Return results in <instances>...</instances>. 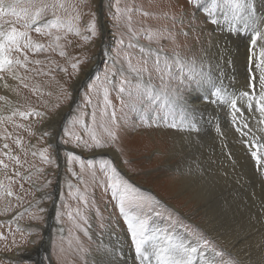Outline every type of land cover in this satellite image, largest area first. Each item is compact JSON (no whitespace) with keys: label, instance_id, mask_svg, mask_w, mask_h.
Instances as JSON below:
<instances>
[{"label":"rangeland","instance_id":"374dc122","mask_svg":"<svg viewBox=\"0 0 264 264\" xmlns=\"http://www.w3.org/2000/svg\"><path fill=\"white\" fill-rule=\"evenodd\" d=\"M60 2L67 6V11L57 9L56 16L49 11L48 18L45 15L34 25L42 28L40 34L29 30L33 47L25 50L30 53V59L26 61L11 52L13 60L21 63H13L0 72L1 80L12 88L8 95L0 91V97H5L0 100V118H3L0 119V160L7 165L6 168L0 166V234L3 237L0 238V264H15L10 262L9 255L23 254L28 249H31L30 257L16 264H76L80 259L88 264L90 248L86 255L82 251L90 244L92 248L96 246V235L104 234L110 222L115 224L112 215L117 213L119 219L125 220L119 207V195L113 198L107 188L106 173L110 174L112 168L137 190L136 195L159 201L158 205L153 204L151 211L147 206L142 210L133 209L126 203V213L147 218L149 228L150 220L156 218L162 223L163 231L180 228L194 239L202 235L210 242L205 249L214 248L221 253L220 264H238L239 259L232 252L204 231L198 233L200 227L192 217L197 210L194 200L197 195L188 184L195 182L204 190L214 182L204 184L203 180L211 179L226 165L216 182L218 190L214 184L212 188L216 192H210L212 196L206 198L208 188L199 198L206 200L200 205L206 206L221 231L229 229L235 236L256 233L264 241V150L255 147L264 144V123L259 122L261 117L255 110V101L249 109L248 98L241 95L249 92L258 98L261 91L260 72L255 65L264 41H258L252 55L251 29H245L243 20L234 21L230 16L226 19L219 11L214 17L210 16L211 0ZM247 3L252 5L256 25L264 30V0H247ZM189 14L191 19L187 20ZM213 18L217 23H211ZM13 19L15 17L5 16L0 24L7 30L13 24L6 22ZM57 19L61 25L59 30L44 28L46 23ZM93 20L97 29L95 36L87 30ZM69 27L72 31H68ZM189 39L191 42L185 50L191 52V57L183 53L180 42ZM130 44L133 47H129ZM35 45L42 47L37 49ZM141 48L154 53L163 49L161 57L169 60L179 53L184 62L183 72L180 66L172 65V75L164 78L167 91L176 84L179 100H183L182 97L188 101L199 100L200 93L208 91L210 86L220 89L224 98L215 101L213 110L222 104L228 107L234 97L239 111L230 104L231 111L222 132L195 133L192 137L180 135L187 130L186 120L171 98L165 105L162 101L149 104L146 98L137 97L138 81L136 74L130 71L129 60L133 66L142 67L140 61L145 54L140 52ZM234 59L235 65L232 64ZM74 63H78L77 70L72 68ZM161 64L163 66V59ZM148 67L151 69L152 59ZM14 74L20 79L13 78ZM27 75L32 80L25 90L22 82ZM237 75L241 78L236 88ZM83 77L84 82L76 94L75 85ZM124 77L131 85H124L127 90L120 93V81ZM142 83L161 89V80L155 71L151 79L148 73H143ZM250 84L254 85V90ZM105 88L110 101L107 108ZM77 97L71 108L69 105ZM68 106V117L56 127V142L64 147L57 151L49 143L50 134L55 131L54 122L61 110ZM20 112L27 114L26 118H22ZM173 124L175 127L171 126ZM108 130L115 133V140L109 138ZM93 134L106 146H94ZM82 141L90 147H84ZM5 144L8 148H4ZM108 149L123 157V166L131 177L120 172L119 163L105 152L96 154ZM176 149L181 152L177 153ZM253 151L262 157L261 164L252 157ZM11 157L19 158L20 163ZM189 165H194L192 176L197 181L188 180L189 176L184 174L186 168L190 169ZM152 187L156 193H151ZM9 191L12 195H8ZM156 212L161 215H155ZM51 221V240L40 257L36 247L42 245ZM250 223L259 226L248 228ZM124 229L129 230L127 223Z\"/></svg>","mask_w":264,"mask_h":264},{"label":"snow or ice","instance_id":"6c2138e0","mask_svg":"<svg viewBox=\"0 0 264 264\" xmlns=\"http://www.w3.org/2000/svg\"><path fill=\"white\" fill-rule=\"evenodd\" d=\"M75 7V5H73ZM19 8V11L17 10ZM57 9H61L67 11V6L60 2V0H0V19L5 16L15 17V21H7L9 24L20 23L21 27L25 29L24 31H19L17 27L12 26L9 29L5 30L4 25L0 24V72H4L7 68H9L13 63L20 64V60H13V58L9 55L11 52H20L21 51V40H26L27 43L23 45L24 48L33 47L29 30H34L37 34L42 32L41 27H34L49 11L52 12L53 16L57 15ZM221 12L225 15L227 19L229 16L232 20H243L245 29H251L252 36L250 39V52L252 55H255L254 49H256L258 41H264V30L260 29L256 25V21L252 18V5L247 3V0H211L210 7L208 9L210 16H215L217 12ZM117 12H120V9L117 8ZM211 23H217L216 19H212ZM61 25L57 20L50 21L44 25V28H56L59 30ZM88 31L91 32L92 36L96 35V24L93 20L92 23L88 25ZM68 31H72L71 27L68 28ZM79 34V33H77ZM133 35H135L133 33ZM60 39L59 36L56 37L58 41ZM87 39V37H85ZM148 39H153L150 35ZM37 49L41 48V45H35ZM129 47H133V45H129ZM163 49H160L157 52H152L151 50H146L144 48L140 49L142 54H145L142 57L140 63L143 65L142 67H135L131 64L129 60V68L132 73L136 74V78L138 83L135 85L136 95L139 99H147L149 104H154L157 101H162L165 105L170 103V95L167 91V84L165 83V75L171 76V65L169 63L168 57H161L160 53ZM60 55H64L63 52ZM26 59V57H25ZM149 59H152V67L151 69L148 67ZM163 59V66L161 61ZM171 62L180 66L181 72H183L184 62L180 59L179 53H176L172 58ZM36 63H40L36 61ZM79 63V62H78ZM78 63L72 64V68L74 70L78 69ZM250 63H251V55H250ZM255 67L259 69V86L260 93L258 98L255 95L250 94L249 92L241 93L242 96L248 98V107L251 109L253 107V101H255V110L260 113V123H264V45L259 48V60L256 63ZM66 71V70H64ZM155 71L159 79L161 80V89L156 90L151 85L144 86L142 83V74L148 73L149 78L151 79L152 72ZM114 74V73H113ZM121 76H124L121 71ZM13 78L20 79L19 77L13 75ZM3 79V77H0ZM254 80L255 77H252ZM105 80L108 81L109 77L106 75ZM110 82V81H109ZM183 82V81H181ZM131 85V81L124 77L120 81V93H125L127 90L124 85ZM27 85H25L26 87ZM7 87V85H5ZM250 87L254 85L250 84ZM92 91V88L89 89ZM131 95V92L129 91ZM212 95L220 97V89H217ZM5 97H0V100H4ZM202 99H207L206 97H202ZM90 102V101H89ZM233 109L237 112L239 109L236 108V100H229ZM104 103L105 108L110 106V101L108 99V90L105 88L104 90ZM16 112H13V115H16ZM19 115L22 118H26L25 113L20 112ZM37 115H39L37 113ZM103 115V113H102ZM114 117V113H113ZM3 119V118H0ZM10 119V117H9ZM95 120V115L93 116ZM235 119V116L233 117ZM103 126V125H102ZM175 127V125H171ZM17 127H21L17 125ZM247 127V124H245ZM239 130V129H238ZM108 136L111 140H115L116 136L113 131L108 130ZM75 139L79 140V137H75ZM92 140L94 142V146L96 147H105L106 145L101 143L99 139L93 134ZM17 144L20 143L19 140L16 141ZM84 147H90V145L86 141H82ZM79 146V145H78ZM257 149L264 150V144L256 145ZM4 148H8V145L5 144ZM45 152L47 149L44 150ZM252 157L256 160L257 164H261L262 157L258 156L257 151H253ZM42 158L44 154L41 153ZM14 159L17 164L20 163L19 158L11 157ZM0 166L7 167L2 160H0ZM103 170V166H102ZM18 175V173H17ZM107 188L111 190L113 198H117L119 195V207L121 213L125 216V220L131 233L132 241L135 246V252L137 256H139L145 264H152V258H155V264H194V261L197 258V255H202L201 249L208 248L210 242L203 238L202 235L196 236L195 243H185L183 239L174 236L168 233L166 230L161 231L158 229H150L147 218H141L140 215H130L125 212V204L127 203L133 209H143L144 206H147L149 210H153V204H159V201H156L152 197H145L142 195H136L137 190L133 188L126 180H123L121 176L117 173L115 168L111 169V173L107 174ZM8 195H12L11 191L8 192ZM155 215L160 216V212H156ZM171 215V214H169ZM0 238L2 234H0ZM215 251V249H212ZM216 255H221V253H216Z\"/></svg>","mask_w":264,"mask_h":264},{"label":"bare ground","instance_id":"6f19581e","mask_svg":"<svg viewBox=\"0 0 264 264\" xmlns=\"http://www.w3.org/2000/svg\"><path fill=\"white\" fill-rule=\"evenodd\" d=\"M46 17L48 18V13L46 14ZM190 19L191 18L189 14L187 16V20H190ZM12 21H15V19H13ZM13 26L17 27L19 31L25 30L19 27L20 23H16ZM21 42L23 43V45H24V42L27 43L26 40H21ZM180 42L184 48L183 53L191 57V52H186L185 50L186 47L189 46V43L191 42V40L189 39L187 41H180ZM25 49L26 48L21 47L20 52H15V51L13 52L15 53V55L17 54L23 59H25L26 57L25 60L28 61L31 55L30 53L27 52L28 50H25ZM235 62H236V59L232 61V64L235 65ZM169 63L171 66L176 65V64H173L171 60H169ZM211 69L212 68H209V70ZM89 71L90 70L87 71L86 75L89 73ZM85 77H83L79 81V83L75 85L76 87H75L74 93L77 94L79 88L84 82ZM240 78H241V75H237L235 77L234 82H235L236 88H237V84ZM31 80H32V77L30 75H27V78H25V80L22 82V88L25 90L28 89L31 84ZM5 85L7 84L4 82V80L0 79V91L4 90L5 95L11 94L10 90L12 88L9 85L5 87ZM25 85L27 86L25 87ZM176 87H177L176 84H173L172 89L170 88L168 92H169L170 98L172 99L173 105L174 106L175 104L177 105V109L179 113L186 120L185 126L187 130L183 131V134H180V135H190L192 137L195 135V133L196 135L197 133H204L208 135V134H217L224 130V127L226 125L225 124L226 120L229 117V110H230L231 103L228 104V107H225L222 104L218 108L213 110V107L215 106V101L217 99H220V97L212 95V93H214L217 89H214L212 86H210L208 88V91L206 92L202 91L200 93L199 100L194 99V100L188 101L186 100L187 98H184V97H182L183 100H179L178 98H176L177 97V91L175 90ZM220 96L222 97V95ZM202 97H206L207 99H202ZM233 99L234 97L232 98V100ZM69 106L61 110L59 117L54 122L55 131L53 132V134H50L51 138L49 137L50 138L49 143L53 145L54 149L56 147L57 151H59L62 148L64 149V147H62V144L58 140L56 142V134H55L56 127L57 125L61 124L62 119L68 113L67 110L70 108ZM44 132L45 131H43L42 134H44ZM144 140H142L143 143H145ZM55 142H56V145H55ZM102 152H105L107 155H109L114 160V162L119 163L118 166H119L120 172L125 173L127 176L129 175L127 169L124 168L123 166V162H124L123 157L120 156L119 153L111 149H108L105 151L97 152L96 154L102 153ZM176 152L179 153L181 152V150L176 149ZM225 154L227 153L225 152ZM177 155H180V154H177ZM189 167L190 169L186 168L188 172L186 171L184 172V174L189 176L187 178L188 180L197 181L194 179V176H192L194 175L192 173L194 165H189ZM225 168H226V165H224V167L217 173V175H214L211 179L203 180L204 184H208L211 181L214 182V184H216V182L220 180L219 177L222 176V172L225 170ZM189 170H191V173ZM224 178H226V176H224ZM214 184H212V186H214ZM212 186L208 184V186H206V188H204L203 190L200 184H196L195 182H190L188 184V188H190L191 191L197 195V197L194 198V200L197 202L195 203V205L197 206L196 207L197 210L195 214L192 215V217H193L194 222L197 223V225L200 227V230H198V233H201L200 232L201 230L204 231L205 233H207V235H209L211 239L215 240L218 244H221V246H223L224 249L232 252L233 256L239 259L238 264H264L263 238H261L259 235H256V233H251V232L245 235L238 234L237 236H235L230 233L229 229H225L221 231L219 228L216 227V219L213 218V216H211L208 213V209H206V206L200 205L204 203L206 200L199 199V198L204 196V192H206L208 188H210V190H208V196H206V198H210V196H212V194H214V192L218 190V184H216V190H214ZM210 192H212V194H210ZM151 193H156L155 188L152 187ZM116 214L117 213H114L112 217H113V220H116L117 222L115 221V224L114 222H110L104 234L96 235L97 245L92 248L90 244V246H87L86 249L82 251L83 255H86L85 252L88 250V248H90L88 264H145V262L142 261V259L139 256H137L135 252V246L132 241L131 233L129 232V230L127 231L124 229L126 220H123V218L119 219V216ZM261 218H263V214L261 215ZM96 220H97V224H100L97 215H96ZM150 221H151L150 229H158V230L163 231L162 223L160 221H158L156 218H153ZM258 226L259 225L257 224L250 223L248 228L258 227ZM42 228L43 226H41V229ZM50 231H52V225L48 224L45 235L48 234ZM168 233L183 239L185 243H195L196 242V239H194L193 236H191L190 234H187L183 229H180V228L179 229L173 228L172 230H169ZM50 240L51 238L49 237L47 240L48 242L46 241L42 243V245L40 247L37 246L36 249L39 248L41 250H44L43 252H45V250L47 251ZM201 252H202V255L200 254L197 255V258L194 261V264H220L219 259L221 257L219 255H216V253H218L217 251H213L212 249H201ZM31 254H32L31 249L30 250L28 249L23 254L9 255V260L12 263L15 262V264L20 263L23 259L29 258ZM225 259L228 260L227 258ZM76 264H83V259H80V261L78 260ZM152 264H155L154 257L152 258Z\"/></svg>","mask_w":264,"mask_h":264},{"label":"water","instance_id":"95a60500","mask_svg":"<svg viewBox=\"0 0 264 264\" xmlns=\"http://www.w3.org/2000/svg\"><path fill=\"white\" fill-rule=\"evenodd\" d=\"M92 70H95V69L93 68ZM87 78H89V77H87ZM80 88H81V87H80ZM80 88H79V89H80ZM77 99H78V97H77L76 99H74V101H73L72 104L70 105L71 108L74 107V105H75L76 102H77ZM68 115H69V112L66 114L65 117L67 118ZM51 218H52V215H51ZM49 224H51V225L53 226V221H51ZM51 235H52V231H50L48 234H46V235L44 236V240H43L42 243L46 242V241L48 240V238H49ZM43 251H44V250H41V249L38 248V251H37V252H38V254H39L40 257H41L42 254L44 253Z\"/></svg>","mask_w":264,"mask_h":264}]
</instances>
